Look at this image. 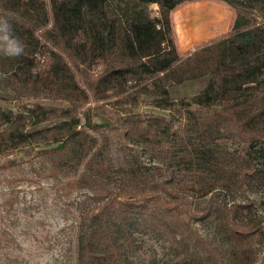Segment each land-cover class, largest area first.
<instances>
[{
	"label": "trees",
	"instance_id": "obj_1",
	"mask_svg": "<svg viewBox=\"0 0 264 264\" xmlns=\"http://www.w3.org/2000/svg\"><path fill=\"white\" fill-rule=\"evenodd\" d=\"M189 1L0 0V16L25 46L16 58L0 53V90H12L18 101L51 96L67 104L25 107L14 115L0 108V154L24 143L57 144L46 151L55 173L73 176L75 188L89 196L78 216L74 264H131L122 255L136 226L166 241L189 227L176 191L164 196L157 183L138 174V156L131 155L123 164L113 162L111 141L98 131L100 126L80 125L89 96L137 104L141 95H151L155 107L170 113L181 110L178 128L165 116L128 120L149 156L171 173L196 171L212 185L223 178L226 158L214 144L234 122L249 148L245 163L257 155L264 174V23L258 21L264 18V0H219L234 11L231 28L183 58L171 13ZM152 4L157 5L153 16L147 10ZM208 74L203 90L189 100L169 99L170 84ZM211 106L218 110L203 116L200 109ZM44 121L50 123L24 130L29 123ZM227 210L219 203L207 215L230 259L252 264L250 238L264 235V215L236 222Z\"/></svg>",
	"mask_w": 264,
	"mask_h": 264
},
{
	"label": "rangeland",
	"instance_id": "obj_2",
	"mask_svg": "<svg viewBox=\"0 0 264 264\" xmlns=\"http://www.w3.org/2000/svg\"><path fill=\"white\" fill-rule=\"evenodd\" d=\"M157 14V5L147 7ZM211 15L210 20L204 17ZM188 19V20H186ZM212 19V20H211ZM233 9L219 0H193L179 5L171 13L172 30L178 53L186 58L196 50L224 36L231 28ZM185 21H189L187 24ZM264 23V18H258ZM210 75L168 86L169 99L189 100L203 90ZM154 97L141 95L137 104L124 98L104 100L89 96L81 110L80 125H99V132L111 141L110 157L116 164L138 156L135 171L145 174L161 193L176 191L179 209L189 227L173 241L156 232L136 226L122 257L131 264H237L230 259L228 248L208 212L217 204L237 222L264 215V174L255 156L246 164L248 145L241 129L230 122L216 140L214 148L222 154L227 170L215 184L202 180L196 171L171 173L158 159L149 156L128 120H145L149 116H165L173 127L182 126V112L172 113L152 105ZM66 106V102L45 96L37 100L18 101L12 90H0V108L17 114L25 107ZM217 106L200 109L208 117ZM50 121L24 126L25 131L46 126ZM145 123H143L144 125ZM131 131V132H129ZM57 144L24 143L0 154V264H74L77 223L80 211L88 202V193L76 189L73 176L56 174L47 150ZM243 177L239 172H244ZM25 176V177H24ZM163 184L160 187V184ZM91 204V203H90ZM252 264H264V235L250 238Z\"/></svg>",
	"mask_w": 264,
	"mask_h": 264
},
{
	"label": "clouds",
	"instance_id": "obj_3",
	"mask_svg": "<svg viewBox=\"0 0 264 264\" xmlns=\"http://www.w3.org/2000/svg\"><path fill=\"white\" fill-rule=\"evenodd\" d=\"M25 46L23 42L13 35L12 26L9 21L0 16V53L16 58L24 54Z\"/></svg>",
	"mask_w": 264,
	"mask_h": 264
}]
</instances>
